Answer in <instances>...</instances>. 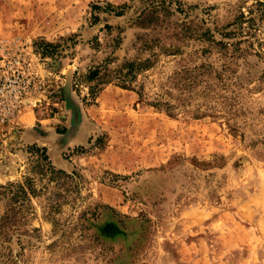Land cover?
Listing matches in <instances>:
<instances>
[{
    "label": "rangeland",
    "instance_id": "1",
    "mask_svg": "<svg viewBox=\"0 0 264 264\" xmlns=\"http://www.w3.org/2000/svg\"><path fill=\"white\" fill-rule=\"evenodd\" d=\"M256 2L0 0L40 81L0 123V264H264Z\"/></svg>",
    "mask_w": 264,
    "mask_h": 264
},
{
    "label": "built area",
    "instance_id": "2",
    "mask_svg": "<svg viewBox=\"0 0 264 264\" xmlns=\"http://www.w3.org/2000/svg\"><path fill=\"white\" fill-rule=\"evenodd\" d=\"M39 82L30 63L20 55L0 57V123H16Z\"/></svg>",
    "mask_w": 264,
    "mask_h": 264
},
{
    "label": "trees",
    "instance_id": "3",
    "mask_svg": "<svg viewBox=\"0 0 264 264\" xmlns=\"http://www.w3.org/2000/svg\"><path fill=\"white\" fill-rule=\"evenodd\" d=\"M256 6H257V10L258 11H262V13H261V15H263L264 16V0H257V2H256ZM95 7V9L97 8V9H100L101 7L100 6H98V5H95L94 6ZM108 7H110V9L111 10H113V11H115V13H116V15H122L123 14V6H118V7H116V6H113L112 4H108ZM122 7V8H121ZM119 8H121L122 10H117V9H119ZM254 13V12H253ZM95 19L97 20L98 19V17H95ZM107 28H110V25H107L106 26ZM156 105L158 106V105H161L159 102H157L156 103ZM169 106H167V110H169V108H168ZM64 130L65 129H62V131H60L62 134L64 133ZM59 132V133H60ZM36 146L35 145H33L32 147H31V149H34ZM77 150H80L81 149V152H84V147L83 146H78L77 148H76ZM42 150H43V158L45 159V160H47L48 162H49V164H51V162H50V158H49V156H48V154H47V148H42ZM63 173H65V171H63ZM17 188H18V193H20L22 196H27V190H26V188L23 186V185H21V184H18L17 185Z\"/></svg>",
    "mask_w": 264,
    "mask_h": 264
},
{
    "label": "crops",
    "instance_id": "4",
    "mask_svg": "<svg viewBox=\"0 0 264 264\" xmlns=\"http://www.w3.org/2000/svg\"><path fill=\"white\" fill-rule=\"evenodd\" d=\"M60 135H59V137H61V138H58V139H60L61 141L63 140V135L61 134V133H59Z\"/></svg>",
    "mask_w": 264,
    "mask_h": 264
}]
</instances>
